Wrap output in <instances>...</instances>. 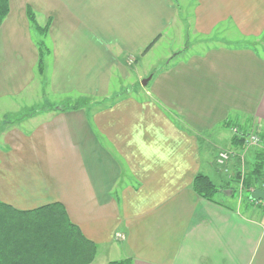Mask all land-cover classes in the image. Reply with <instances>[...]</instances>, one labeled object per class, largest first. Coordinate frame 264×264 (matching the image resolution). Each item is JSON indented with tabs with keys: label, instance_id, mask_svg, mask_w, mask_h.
<instances>
[{
	"label": "crops",
	"instance_id": "0c3cea01",
	"mask_svg": "<svg viewBox=\"0 0 264 264\" xmlns=\"http://www.w3.org/2000/svg\"><path fill=\"white\" fill-rule=\"evenodd\" d=\"M28 7L50 24L42 76ZM189 26L197 43L216 44L187 43L164 67L147 66L146 86L112 97L113 79L131 77L130 59L145 63ZM255 45L264 51V0H10L0 29V108L13 105L0 124V202L64 204L98 244L92 264H264V213L237 207L227 190L223 202L192 188L199 173L218 182L239 168L238 157L219 168L220 152L247 158L233 120L264 126ZM39 76L47 104L27 113Z\"/></svg>",
	"mask_w": 264,
	"mask_h": 264
},
{
	"label": "trees",
	"instance_id": "16d2710c",
	"mask_svg": "<svg viewBox=\"0 0 264 264\" xmlns=\"http://www.w3.org/2000/svg\"><path fill=\"white\" fill-rule=\"evenodd\" d=\"M10 0H0V29L9 15ZM27 14L34 31L47 36L50 24L40 27L31 7ZM40 58L38 72L44 74V62L50 54L45 41L38 43ZM84 105L78 104L73 110ZM244 134H234L236 146L244 145ZM264 144V132L260 133ZM245 146V145H244ZM257 155L244 178V186L250 194L255 189H264V150ZM262 155V158L260 157ZM240 182L241 173L236 175ZM192 188L200 197L213 201L222 192L207 175L199 173L194 178ZM98 254V244L88 239L82 229L75 224L64 204L54 202L31 210H19L0 202V264H92ZM109 264H133L131 259L112 261Z\"/></svg>",
	"mask_w": 264,
	"mask_h": 264
},
{
	"label": "rangeland",
	"instance_id": "374dc122",
	"mask_svg": "<svg viewBox=\"0 0 264 264\" xmlns=\"http://www.w3.org/2000/svg\"><path fill=\"white\" fill-rule=\"evenodd\" d=\"M190 24H191V22H189V25ZM187 31L188 32L185 35L184 40H183V35L173 36V34H171L170 37L165 39L155 49V51L153 53H151L150 56L147 57V59H145V61H146L145 63H143L144 61L142 60V57L140 56L139 59H138L139 66H138V63L135 64L133 59H130V65H132L131 66L132 68L130 67L131 68V77H130L129 80L122 82V84H120L118 82L117 78L113 79V82H112L113 88H111L112 97L113 98H115V97H124V96H127V95H129V94H131L133 92L132 88H134V87L142 88V85H143L142 82L144 80L152 78L151 75L146 76L147 74H145V69L147 68V66H149V64H151L149 67H151L152 65H156L155 69L164 67L168 63V60H167L168 58L167 57H171V56L173 57L176 54L181 55V54H184L185 51H187V49H188V48H186V44L187 43H188V47H190L192 50H199V47L203 46L204 44H206L208 46L216 44L214 39H210V40H207L205 42H203V41H201L199 39V43H197V41H196L197 37L192 32L190 26H189V29ZM235 37L236 36H234V38ZM33 39L37 43L41 42V40L42 41L45 40L46 46L49 47L50 42H47L48 37L45 38V36H42L40 32L33 30ZM236 39H240V38L236 37ZM201 42H203L204 44L201 43ZM255 47L257 48L258 51H260L261 54H264V51L259 46L255 45ZM183 48L185 50H183ZM137 70H138V72H137ZM140 75H144V76H142L144 78H138V77H141ZM117 76H119V75H117ZM40 78H39V80H41V81L37 82L39 84V90H38L37 94H38V97H40V98H37V97H33L32 98L31 96H27V97L25 96L24 97L26 99H34L32 101V103H29L30 105L28 104L30 107H29V110H28L27 113L35 111V110H40L41 107L38 106L39 104H41V105L42 104H47L44 101V99H42L43 96H41V94H40V88L43 86V83H45V82L47 83V78L48 77H46V78L43 77L41 79ZM121 86H122V88H121ZM57 98L60 99V101H64L62 97H57V96L52 97L51 101L55 102L57 100ZM16 100H23V99L19 98V99H16ZM35 101H38V105L37 104L33 105V103ZM86 101H87L88 105L92 104L93 107L96 105V103L91 101V100H86ZM79 104L82 105V103H79ZM11 106H13L12 103L8 106V108H0V120H1L0 124H4V122H5L4 116L5 115H6L5 117L12 115L11 111H13V109H11ZM44 107H47V106H44ZM81 108H83V107H80V109ZM97 108H98V106H95V109H97ZM15 109H18V108H14V111L15 112H19V110H15ZM10 118H12V117H10ZM2 121H4V122L1 123ZM9 121L12 122L13 120L10 119ZM251 123H253V121L251 122V119L250 120H233L231 125L232 126L233 125L234 126H238L242 130L245 129V131H244L245 133H243L244 135H248L249 136V135L253 134V135H257V136L260 137V133L264 132V126L258 124L257 122H255L253 124H251ZM3 140H4L3 139V135H2V133H0V146L1 147H3V142H4ZM261 141L262 140H260V142ZM239 149L242 150L241 152H244L245 154H247V158L244 157V155L242 153H239L238 150H227V151H224V152L230 153V158H229V160L227 161V163L224 166H222V167H219L218 165L217 166L219 168H221V169H226L227 164L229 162H232L234 160V158L238 157L237 161L239 163V168H237L235 171H232L230 176L225 174L223 180L215 182V183L218 185V187L221 190H227L230 194H234L235 195L233 203L236 204L237 207L239 205H242L243 208H247L246 205H249L251 207V204H253V203H252V201L248 200V196H249L248 191L249 190H247L245 188L244 184H243L244 183V178L248 174V170H252L253 169V168H250L252 163L259 159V155H257V154L261 150H264V144H263V142H261L260 144H257V145H252V146L249 145V147H245L243 145ZM246 151H247V153H246ZM242 156H243V158H242ZM216 164H217V158H216ZM262 170H263V173H264V167H263ZM238 173H241L240 182L238 181V178L236 177V175ZM215 199L223 201V202L226 201L225 200L226 198L223 195H221V193L217 194L215 196ZM231 199H233V197ZM252 206L254 207V205H252ZM256 208L264 213V208H259V207H256ZM253 210L256 211L255 209H253ZM242 211H244V210H242Z\"/></svg>",
	"mask_w": 264,
	"mask_h": 264
},
{
	"label": "built area",
	"instance_id": "2783aa9c",
	"mask_svg": "<svg viewBox=\"0 0 264 264\" xmlns=\"http://www.w3.org/2000/svg\"><path fill=\"white\" fill-rule=\"evenodd\" d=\"M235 133L236 134H240L238 129L235 130ZM243 138H244L245 147H249V145L250 146L257 145V144H260L262 142V141L260 142L261 139H260L259 136L253 135V134L249 135V136L248 135H244ZM229 158H230V153L221 152L218 155V157H217V165L219 167L224 166L227 163V161L229 160ZM255 205L257 207H259V208H264V203L263 202H256Z\"/></svg>",
	"mask_w": 264,
	"mask_h": 264
},
{
	"label": "water",
	"instance_id": "95a60500",
	"mask_svg": "<svg viewBox=\"0 0 264 264\" xmlns=\"http://www.w3.org/2000/svg\"><path fill=\"white\" fill-rule=\"evenodd\" d=\"M151 78L144 80L142 82L143 86H146ZM250 198L254 201H263L264 202V190L263 189H255L251 192Z\"/></svg>",
	"mask_w": 264,
	"mask_h": 264
}]
</instances>
